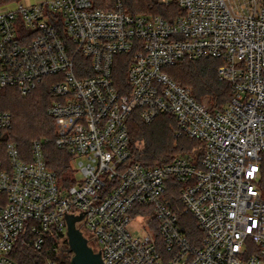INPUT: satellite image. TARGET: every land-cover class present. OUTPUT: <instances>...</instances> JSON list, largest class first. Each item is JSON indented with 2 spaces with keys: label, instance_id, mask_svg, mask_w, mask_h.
<instances>
[{
  "label": "built area",
  "instance_id": "obj_1",
  "mask_svg": "<svg viewBox=\"0 0 264 264\" xmlns=\"http://www.w3.org/2000/svg\"><path fill=\"white\" fill-rule=\"evenodd\" d=\"M176 4L168 19L135 15L123 0L107 10L93 0H0V93L26 97L49 79L55 146L81 175L62 187L43 141L32 142L28 160L7 141L13 116L0 110V264H15L22 237L40 250L48 236L70 264L68 216L82 217L76 227L103 264H264V0ZM207 59L221 62L217 77L232 89L221 110L166 72ZM118 63L126 94L116 87ZM135 111L146 125L174 117L178 136L204 143L200 162L133 163ZM183 212L202 241L189 238Z\"/></svg>",
  "mask_w": 264,
  "mask_h": 264
},
{
  "label": "trees",
  "instance_id": "obj_2",
  "mask_svg": "<svg viewBox=\"0 0 264 264\" xmlns=\"http://www.w3.org/2000/svg\"><path fill=\"white\" fill-rule=\"evenodd\" d=\"M99 9H113L114 0H93ZM124 8L135 15H155L173 19L179 13L176 3L165 5L158 0H123ZM221 62L216 59L183 61L166 69L167 74L180 86L193 88L190 94L199 103L207 99L212 111L221 110L232 98V89L228 83L217 77ZM115 82L118 90L128 93L127 67L118 63L115 71ZM54 101L50 93V81L47 79L34 93L21 96L14 89H4L0 93V110L10 112L13 116V127L7 136L8 142L17 145L20 153L30 160L31 144L35 140L43 141L46 162L58 176L62 187L75 183L72 174L73 159L65 151L55 146V124L48 110ZM128 128L131 137V161L142 164L146 168H155L170 163L177 157H187L199 163L204 155V143L177 135L176 120L172 116H159L152 124H144L138 111H135L129 121ZM260 189L264 195V159L261 164ZM176 193V192H175ZM176 195V194H175ZM178 202V199H177ZM178 211H184L177 203ZM184 227L189 238L197 243L204 235L196 228L192 216L184 214ZM57 240L48 236L42 248L24 243L23 237L18 240L11 255L15 264H67L60 258L57 251ZM68 247H66L67 249ZM70 254L67 257L70 258Z\"/></svg>",
  "mask_w": 264,
  "mask_h": 264
},
{
  "label": "water",
  "instance_id": "obj_3",
  "mask_svg": "<svg viewBox=\"0 0 264 264\" xmlns=\"http://www.w3.org/2000/svg\"><path fill=\"white\" fill-rule=\"evenodd\" d=\"M82 220L81 216H68V246L72 254L70 264H103L101 253L96 252L90 246L88 239L81 230L76 227V223Z\"/></svg>",
  "mask_w": 264,
  "mask_h": 264
},
{
  "label": "rangeland",
  "instance_id": "obj_4",
  "mask_svg": "<svg viewBox=\"0 0 264 264\" xmlns=\"http://www.w3.org/2000/svg\"><path fill=\"white\" fill-rule=\"evenodd\" d=\"M158 1H160L161 3H163V4H165L167 1L169 2V4L170 3H176V0H158ZM166 5V4H165ZM177 82V81H176ZM178 83V82H177ZM180 84V83H179ZM180 85H182V84H180ZM183 87H186V88H188L191 92H193V88L192 87H189V86H184L183 85ZM203 104L205 105V106H207L208 108H212L210 105H208V101H207V99H204V102H203ZM72 176L77 180V181H79V180H81V175L80 174H78V173H76V174H72ZM143 226H144V221H142V220H136V221H134V226L132 227V229L133 230H135L136 228H138L139 230H141V228H143ZM137 229V230H138ZM137 233L138 234H140V231H137ZM62 256L64 257L65 256V252L67 251V249H65V247H62Z\"/></svg>",
  "mask_w": 264,
  "mask_h": 264
}]
</instances>
